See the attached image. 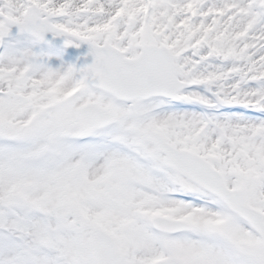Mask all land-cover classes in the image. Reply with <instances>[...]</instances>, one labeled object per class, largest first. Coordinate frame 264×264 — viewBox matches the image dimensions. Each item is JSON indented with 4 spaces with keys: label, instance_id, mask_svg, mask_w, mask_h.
Returning <instances> with one entry per match:
<instances>
[{
    "label": "snow or ice",
    "instance_id": "obj_1",
    "mask_svg": "<svg viewBox=\"0 0 264 264\" xmlns=\"http://www.w3.org/2000/svg\"><path fill=\"white\" fill-rule=\"evenodd\" d=\"M0 264H264V0H0Z\"/></svg>",
    "mask_w": 264,
    "mask_h": 264
}]
</instances>
